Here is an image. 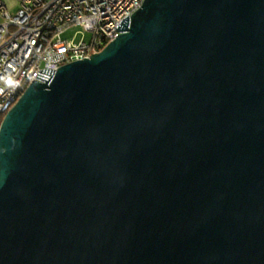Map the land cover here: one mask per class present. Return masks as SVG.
Masks as SVG:
<instances>
[{"label": "water", "instance_id": "obj_1", "mask_svg": "<svg viewBox=\"0 0 264 264\" xmlns=\"http://www.w3.org/2000/svg\"><path fill=\"white\" fill-rule=\"evenodd\" d=\"M0 264H264V0H145L0 124Z\"/></svg>", "mask_w": 264, "mask_h": 264}, {"label": "built area", "instance_id": "obj_2", "mask_svg": "<svg viewBox=\"0 0 264 264\" xmlns=\"http://www.w3.org/2000/svg\"><path fill=\"white\" fill-rule=\"evenodd\" d=\"M0 0V110L26 81L45 82L63 65L100 52L144 0ZM80 26L91 41L64 38Z\"/></svg>", "mask_w": 264, "mask_h": 264}, {"label": "bare ground", "instance_id": "obj_3", "mask_svg": "<svg viewBox=\"0 0 264 264\" xmlns=\"http://www.w3.org/2000/svg\"><path fill=\"white\" fill-rule=\"evenodd\" d=\"M145 1V0H144ZM140 8V7H139ZM138 8V9H139ZM138 9H135L134 13L138 10ZM133 13V14H134ZM132 14V15H133ZM113 41V40H111ZM110 41V42H111ZM33 82V81H26L24 84H23V87H19V89L16 90V93L14 94V97L13 98H10L8 99L6 102H5V105L1 108L0 110V124L2 122V115L5 114L17 101L18 99L21 97V95L23 94V92L27 89V87L30 85V83Z\"/></svg>", "mask_w": 264, "mask_h": 264}, {"label": "rangeland", "instance_id": "obj_4", "mask_svg": "<svg viewBox=\"0 0 264 264\" xmlns=\"http://www.w3.org/2000/svg\"><path fill=\"white\" fill-rule=\"evenodd\" d=\"M64 38H69V39H72V38H81V37H84L86 39V41H91L93 35L92 33L90 32H85L83 30L82 27L80 26H75V27H72L70 28L68 31H66L64 33Z\"/></svg>", "mask_w": 264, "mask_h": 264}, {"label": "crops", "instance_id": "obj_5", "mask_svg": "<svg viewBox=\"0 0 264 264\" xmlns=\"http://www.w3.org/2000/svg\"><path fill=\"white\" fill-rule=\"evenodd\" d=\"M6 2V4L8 5L9 7V10L12 12V13H15L18 8H19V3L17 0H4ZM1 20V18H0Z\"/></svg>", "mask_w": 264, "mask_h": 264}, {"label": "trees", "instance_id": "obj_6", "mask_svg": "<svg viewBox=\"0 0 264 264\" xmlns=\"http://www.w3.org/2000/svg\"><path fill=\"white\" fill-rule=\"evenodd\" d=\"M5 114H6V113H5ZM5 114L2 115V119H3V117H4Z\"/></svg>", "mask_w": 264, "mask_h": 264}]
</instances>
